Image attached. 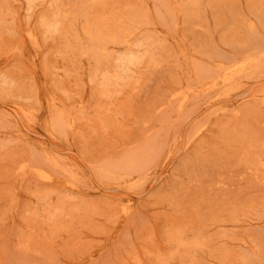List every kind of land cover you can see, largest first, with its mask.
<instances>
[{"label":"rangeland","instance_id":"1","mask_svg":"<svg viewBox=\"0 0 264 264\" xmlns=\"http://www.w3.org/2000/svg\"><path fill=\"white\" fill-rule=\"evenodd\" d=\"M0 264H264V0H0Z\"/></svg>","mask_w":264,"mask_h":264}]
</instances>
